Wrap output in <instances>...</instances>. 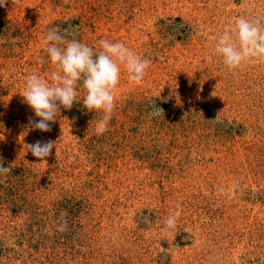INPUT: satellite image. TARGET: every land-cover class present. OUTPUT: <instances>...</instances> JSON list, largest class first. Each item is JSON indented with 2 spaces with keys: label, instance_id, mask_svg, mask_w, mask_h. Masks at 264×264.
<instances>
[{
  "label": "rangeland",
  "instance_id": "rangeland-1",
  "mask_svg": "<svg viewBox=\"0 0 264 264\" xmlns=\"http://www.w3.org/2000/svg\"><path fill=\"white\" fill-rule=\"evenodd\" d=\"M240 16L264 24V0L0 7V163L11 169L0 175V264H264V61L229 70L214 52ZM54 26L151 60L140 85L122 73L103 135L82 89L51 131L29 124L39 118L20 94L27 75L54 70L42 43ZM154 102L163 116H149ZM47 139L58 143L45 163L27 145Z\"/></svg>",
  "mask_w": 264,
  "mask_h": 264
},
{
  "label": "clouds",
  "instance_id": "clouds-1",
  "mask_svg": "<svg viewBox=\"0 0 264 264\" xmlns=\"http://www.w3.org/2000/svg\"><path fill=\"white\" fill-rule=\"evenodd\" d=\"M6 3L7 0H0V7ZM42 43L54 70L48 77L35 73L27 75L20 94L39 118L34 120L30 117L29 124L41 132L51 131V124L56 122L61 108L71 110L73 104L78 103L79 90L82 89L83 107L88 112L102 113L95 122V132L103 135L116 109L115 93L122 73H126L128 81L140 85L151 65V60L135 53L123 42L101 39L98 41L99 51H95L67 29L55 26L44 34ZM214 52L229 70L238 69L253 60L264 61V24L259 18H234L233 24L217 37ZM38 62L45 61L41 58ZM150 107V117L164 115V110L156 107L155 102ZM57 143L52 139L37 140L27 148L32 156L46 163L53 149L57 155ZM10 171L0 163V175ZM220 191L223 193L224 190ZM179 216V210L169 215L164 221L165 230L174 229ZM66 226L67 222L63 221L58 230L63 231Z\"/></svg>",
  "mask_w": 264,
  "mask_h": 264
}]
</instances>
